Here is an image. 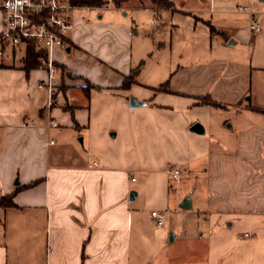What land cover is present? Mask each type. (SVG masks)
Listing matches in <instances>:
<instances>
[{"label": "crops", "instance_id": "0c3cea01", "mask_svg": "<svg viewBox=\"0 0 264 264\" xmlns=\"http://www.w3.org/2000/svg\"><path fill=\"white\" fill-rule=\"evenodd\" d=\"M108 1L76 4L68 46L53 52L51 88L39 84L42 69L0 65V198L17 204L0 208V264H142L148 250L152 264H264V33L260 23L250 28L264 5ZM96 7L186 21L185 33L172 26L186 59L156 80L141 70L123 88L143 62L141 34L134 21L87 18ZM168 24L153 33L166 34ZM197 122L205 133L191 130ZM174 167L183 174L176 191ZM195 191L205 193L199 234L185 228L167 239L172 226L158 225L152 211L192 209ZM177 241L192 248L191 261L174 255Z\"/></svg>", "mask_w": 264, "mask_h": 264}, {"label": "built area", "instance_id": "2783aa9c", "mask_svg": "<svg viewBox=\"0 0 264 264\" xmlns=\"http://www.w3.org/2000/svg\"><path fill=\"white\" fill-rule=\"evenodd\" d=\"M3 26L0 31V64L14 65L22 63L28 48L35 45L42 55L39 57V69L46 72V77L39 82L41 87H52V81L59 72L53 52L57 48L68 46V37L74 27L73 13L77 5L72 0H1ZM247 10L248 6H242ZM152 25L157 30L161 27L160 18L153 14ZM251 30L259 31V22L253 14ZM51 104H58L52 99ZM56 125V124H54ZM170 187L176 191L183 178L182 169L169 170ZM151 216L158 225L165 223L166 213L153 210ZM245 236H251L245 233Z\"/></svg>", "mask_w": 264, "mask_h": 264}, {"label": "rangeland", "instance_id": "374dc122", "mask_svg": "<svg viewBox=\"0 0 264 264\" xmlns=\"http://www.w3.org/2000/svg\"><path fill=\"white\" fill-rule=\"evenodd\" d=\"M260 5H264V1H260ZM114 10L117 13H112V11H107L104 7H96L91 10L89 13V16L87 18L91 19V16H95L97 19L99 15L101 14L103 16V20H106L109 16L118 17L119 21H134L135 27H137V30L140 31L142 43H140V47H136V50H142L143 52V66H142V72L144 73V77L147 78H153L152 80H156L157 78H161V74L164 73V76L166 73H168L169 68L171 66H174L175 68L181 64L183 60L186 59V53L188 49L184 47L185 43H176L173 45V39L175 30L172 29L173 25H181L180 27V33L181 30L185 33V28L188 25V23L184 20L181 21V23H176L175 21H172V13L164 12L160 15V22L163 26L165 24H168V26L165 27V32L156 34L152 31V15H150L146 11H133V10H119L117 8H114ZM256 12L258 22L260 23V28L262 32L264 33V23L262 19L264 16L260 12ZM117 14V16H115ZM173 23V24H171ZM253 42L256 43L254 40ZM164 44V45H163ZM264 38L262 37L259 41V48L257 52V57L264 56ZM207 50L210 51L211 47L208 43ZM141 74V73H140ZM158 79V80H159ZM159 84V83H158ZM184 195L182 197H186L187 194H189L191 191H183ZM191 197L194 199V206L192 209L184 210L182 207L177 206L175 208L174 205L171 207V212L166 214L165 220L168 222V226H172V231L169 232V234L166 236V238H171V232L174 230H177L179 234L182 233V231L186 228L189 229L194 234H199V224H202L200 222V216L203 215V208L201 204V200L204 199L205 193L200 191H195L191 194ZM166 226V225H165ZM180 241L175 242L171 247L173 249V253L181 254L182 258H188L190 261L192 257L194 256L193 250L191 247H182L180 246ZM142 264H152L154 262L153 257V251L148 250L146 251L141 257Z\"/></svg>", "mask_w": 264, "mask_h": 264}, {"label": "trees", "instance_id": "16d2710c", "mask_svg": "<svg viewBox=\"0 0 264 264\" xmlns=\"http://www.w3.org/2000/svg\"><path fill=\"white\" fill-rule=\"evenodd\" d=\"M75 4L94 7V6H103L109 4L110 1L108 0H72ZM129 0H112V3L115 6H121L124 2ZM154 5L158 6L159 8L169 9L172 8V2L170 0H150ZM42 55V52L37 49V47L33 44L28 48L27 55L22 62L23 68L25 70H31L33 68H37L39 64V57ZM1 65V64H0ZM143 62L133 69L130 75L126 76L123 83V88H128L132 83L137 80L141 70H142ZM167 84L163 83L156 88V90H167ZM204 102L211 103L213 101L206 99ZM38 181L32 182L29 185H24L23 187H32L36 185ZM10 206H17L13 200V195H3L0 198V208L5 209Z\"/></svg>", "mask_w": 264, "mask_h": 264}, {"label": "water", "instance_id": "95a60500", "mask_svg": "<svg viewBox=\"0 0 264 264\" xmlns=\"http://www.w3.org/2000/svg\"><path fill=\"white\" fill-rule=\"evenodd\" d=\"M136 103V101L135 100H132V104H135ZM191 130H193V131H195V132H197V133H201V134H203V133H205V128H204V126L201 124V123H199V122H197V123H195L194 125H192V127H191ZM16 183L18 184L19 183V181L18 180H16ZM136 195V193L133 191L132 193H131V199H133V196H135ZM189 205L187 204V203H184L183 204V207H188ZM173 237V236H172ZM172 239V238H171Z\"/></svg>", "mask_w": 264, "mask_h": 264}]
</instances>
